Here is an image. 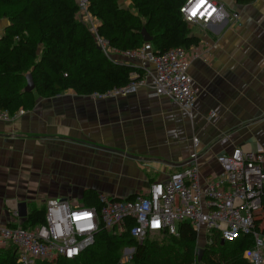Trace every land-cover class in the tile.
Segmentation results:
<instances>
[{
    "label": "crops",
    "instance_id": "crops-1",
    "mask_svg": "<svg viewBox=\"0 0 264 264\" xmlns=\"http://www.w3.org/2000/svg\"><path fill=\"white\" fill-rule=\"evenodd\" d=\"M217 2L232 16L197 26L192 117L142 87L119 99L69 90L38 99L15 122L0 121V225L23 226L51 199L84 205L89 190L116 199L141 195L189 166L195 137L202 184L221 173L219 155L237 147L264 155V0ZM8 25L0 20V37ZM22 203L26 220L19 216Z\"/></svg>",
    "mask_w": 264,
    "mask_h": 264
},
{
    "label": "built area",
    "instance_id": "built-area-1",
    "mask_svg": "<svg viewBox=\"0 0 264 264\" xmlns=\"http://www.w3.org/2000/svg\"><path fill=\"white\" fill-rule=\"evenodd\" d=\"M78 7L77 19L87 25L101 52L115 62L138 69L131 74L127 85L91 97L119 99L148 87L152 96L173 100L192 117L198 90L189 69L192 62L201 57L195 47L156 54L151 44L145 43L139 49L120 52L99 34L100 22L89 11L88 0H78ZM181 14L188 24L205 27L223 23L232 16L217 0H188L181 8ZM26 112L21 108L10 114L0 109V121L15 122ZM214 115L211 113L210 116ZM199 144L195 137L194 153L186 169L173 173L166 181L152 183L134 198L116 199L100 195L101 209L51 199L46 206L43 225L31 230L0 225V248L14 244L19 264L55 261L59 257L75 259L94 245L101 223L114 235L129 231L131 237L141 244L151 233L178 236L179 226L188 223L198 235V247L200 236H204L201 248L213 244L212 235L229 243L244 235H252L254 246L245 251L244 258L248 264H264V235L257 232L255 223L256 216L264 209V155L243 147L219 155L217 162L221 173L208 177L202 184ZM135 252V248L126 247L121 262L130 263ZM195 264L201 263L197 259Z\"/></svg>",
    "mask_w": 264,
    "mask_h": 264
},
{
    "label": "trees",
    "instance_id": "trees-1",
    "mask_svg": "<svg viewBox=\"0 0 264 264\" xmlns=\"http://www.w3.org/2000/svg\"><path fill=\"white\" fill-rule=\"evenodd\" d=\"M129 1L128 6L124 5ZM188 0H88L89 11L100 22L98 32L120 52L145 45L143 31L153 38L156 54L175 48L190 49L200 43L194 26L184 21L181 8ZM249 5L255 0H233ZM78 0H0V20L9 25L0 37V109L10 114L32 110L40 98H52L72 90L92 96L127 85L138 69L115 62L102 53L87 25L77 19ZM35 84L26 92L27 77ZM87 207L101 209L100 195L93 190L83 196ZM46 209L33 210L25 229L45 222ZM256 230L264 235V209L255 219ZM142 244L129 231L114 235L101 223L95 243L75 259L59 257L35 264H123L126 247L136 252L130 264H195L198 235L188 223L179 226V235L161 233ZM213 244L204 249L201 264H248L246 250L253 248L252 235L236 242H223L212 235ZM0 264H19L14 244L0 248ZM129 264V263H128Z\"/></svg>",
    "mask_w": 264,
    "mask_h": 264
},
{
    "label": "water",
    "instance_id": "water-1",
    "mask_svg": "<svg viewBox=\"0 0 264 264\" xmlns=\"http://www.w3.org/2000/svg\"><path fill=\"white\" fill-rule=\"evenodd\" d=\"M143 36H144L145 43H151L152 42L153 38L148 34V32L146 30L143 31ZM98 49L101 51L100 48H98ZM34 90H35V84H34L33 78L31 75H28L26 92H33ZM107 150H110V149H107ZM19 216L25 220L28 216L27 205L25 203H22L19 205ZM203 254H204V249L199 247L198 251H197V256H198L199 262L202 261Z\"/></svg>",
    "mask_w": 264,
    "mask_h": 264
},
{
    "label": "rangeland",
    "instance_id": "rangeland-1",
    "mask_svg": "<svg viewBox=\"0 0 264 264\" xmlns=\"http://www.w3.org/2000/svg\"><path fill=\"white\" fill-rule=\"evenodd\" d=\"M124 5H126V4H124ZM200 30H201V28H199L197 26H194V32H199ZM149 239H151V240H159L160 241L162 239V237L161 236H156L154 233H151L149 235ZM204 241H205L204 240V236H200V247L204 246ZM125 264H127V263H125Z\"/></svg>",
    "mask_w": 264,
    "mask_h": 264
}]
</instances>
